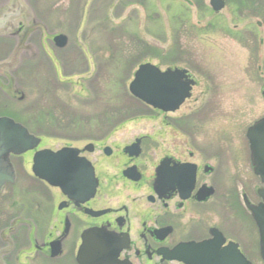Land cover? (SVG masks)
I'll return each mask as SVG.
<instances>
[{"label":"rangeland","instance_id":"1","mask_svg":"<svg viewBox=\"0 0 264 264\" xmlns=\"http://www.w3.org/2000/svg\"><path fill=\"white\" fill-rule=\"evenodd\" d=\"M224 1L216 13L209 0H26L14 21L43 29L31 44L35 53L42 45L48 58L39 51L30 61L34 53L20 57L17 41L0 43V64L9 63L0 79V117L48 138L41 147L149 137L159 154L171 145L184 151L189 142L216 168L214 181L226 182L223 195L243 192L231 185L243 182L252 197L245 133L264 117V0ZM56 35L67 38L62 51L52 45ZM145 63L185 69L195 81L174 114L160 115L128 93Z\"/></svg>","mask_w":264,"mask_h":264},{"label":"flooded vegetation","instance_id":"2","mask_svg":"<svg viewBox=\"0 0 264 264\" xmlns=\"http://www.w3.org/2000/svg\"><path fill=\"white\" fill-rule=\"evenodd\" d=\"M11 4L0 0V43L17 41L20 57L34 53L30 61L39 51L48 58L42 45L35 53L31 44L42 28L14 21L17 10L1 13ZM35 138L34 150L9 155L13 180L0 188V264H264L251 210L264 222V170L254 173L247 140L252 197L243 182L231 183L243 192L223 195L226 182L214 181L216 168L189 142L184 151L171 145L156 154L159 145L149 137H83L60 147H41L48 138ZM64 148L89 164L90 198L68 195L33 174L36 153ZM182 166L186 172L177 173ZM73 185L85 189L89 180Z\"/></svg>","mask_w":264,"mask_h":264},{"label":"water","instance_id":"3","mask_svg":"<svg viewBox=\"0 0 264 264\" xmlns=\"http://www.w3.org/2000/svg\"><path fill=\"white\" fill-rule=\"evenodd\" d=\"M209 6L214 12H219L224 7L223 0H210ZM57 48H63L67 44V38L59 35L53 39ZM17 55V54H16ZM15 58V57H14ZM12 63L16 62V58ZM9 64V63H8ZM8 64H0V70H5ZM194 81L189 78L186 70L167 69L161 71L158 67L146 63L140 65L133 75V80L128 86L129 94L144 105L161 111L173 113L190 98ZM264 97V90L262 92ZM246 138L249 144L251 165L255 174L262 175L264 170V118L256 121L247 129ZM38 144L33 136L21 125L9 118H0V188L6 182H12L13 171L9 164V155H21L33 150ZM187 166H182L177 173L184 174ZM33 174L50 184L58 187L68 195L77 198L82 196L90 198L94 193L95 186L90 184L92 171L89 164L77 158V152L72 149H62L57 153L47 151L38 152L33 159ZM89 180L86 188H74V181ZM72 182V184H70ZM194 182V174L191 172L189 178L190 186ZM87 192V194H86ZM264 200V195H262ZM253 216L260 227L261 237L264 241V222L256 217L251 208ZM264 261V244L261 249Z\"/></svg>","mask_w":264,"mask_h":264},{"label":"trees","instance_id":"4","mask_svg":"<svg viewBox=\"0 0 264 264\" xmlns=\"http://www.w3.org/2000/svg\"><path fill=\"white\" fill-rule=\"evenodd\" d=\"M253 0H251V1H249V2H252ZM186 2H188V3H190V4H193L194 2H196V4H197V2H198V0H186Z\"/></svg>","mask_w":264,"mask_h":264}]
</instances>
